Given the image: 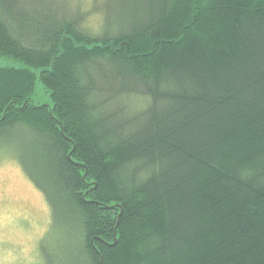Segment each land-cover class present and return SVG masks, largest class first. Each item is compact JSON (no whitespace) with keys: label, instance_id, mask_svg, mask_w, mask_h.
<instances>
[{"label":"trees","instance_id":"16d2710c","mask_svg":"<svg viewBox=\"0 0 264 264\" xmlns=\"http://www.w3.org/2000/svg\"><path fill=\"white\" fill-rule=\"evenodd\" d=\"M103 3L91 34L0 0V150L49 205L40 259L264 264V0Z\"/></svg>","mask_w":264,"mask_h":264},{"label":"rangeland","instance_id":"374dc122","mask_svg":"<svg viewBox=\"0 0 264 264\" xmlns=\"http://www.w3.org/2000/svg\"><path fill=\"white\" fill-rule=\"evenodd\" d=\"M67 18L94 34L103 26L104 0H53ZM104 4V3H103ZM22 66L14 61L2 64ZM34 104H49L44 87L38 83L31 97ZM135 96L133 109L147 106L149 99ZM142 109V108H141ZM12 147L0 150V264H44L39 242L51 222V212L43 194L21 169Z\"/></svg>","mask_w":264,"mask_h":264}]
</instances>
